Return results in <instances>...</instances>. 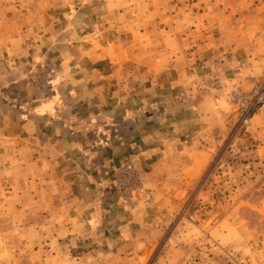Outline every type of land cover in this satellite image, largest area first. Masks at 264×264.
<instances>
[{"label": "crops", "instance_id": "0c3cea01", "mask_svg": "<svg viewBox=\"0 0 264 264\" xmlns=\"http://www.w3.org/2000/svg\"><path fill=\"white\" fill-rule=\"evenodd\" d=\"M8 1L0 0V185L11 182L16 208L33 214L18 226L37 227L35 215L46 201L42 228H52L50 215L60 214L61 221L66 216L55 239L40 241L46 250L74 248L68 258L76 262L135 252L142 263L151 246H160L158 209L130 212L109 188L111 173L129 152H142L161 205L175 215L164 231L177 230L197 198L208 202L210 164L196 160L192 142L196 124L211 129L219 121V96L213 92L216 99L197 108L183 102L185 90L208 84L197 80L191 59L199 54L209 64L230 62L238 78L247 62L264 58V0H208V18L198 19L208 31L191 37V46L183 44L181 32L161 25L155 32L132 28L135 18L130 11L124 16L121 0H92L86 11L83 3L69 11L65 0H24L22 16L23 0H13L18 16L4 9ZM56 9L63 18H54ZM147 40L152 47L144 46ZM58 44L59 61L46 63ZM188 53L193 57L186 60ZM261 111L254 119H264ZM253 132L264 142V128ZM55 199L57 209L51 208ZM177 236L166 246L174 247V239L180 245Z\"/></svg>", "mask_w": 264, "mask_h": 264}, {"label": "rangeland", "instance_id": "374dc122", "mask_svg": "<svg viewBox=\"0 0 264 264\" xmlns=\"http://www.w3.org/2000/svg\"><path fill=\"white\" fill-rule=\"evenodd\" d=\"M17 1L22 2V0ZM45 1L36 0L35 5L40 3L44 5ZM65 2L66 10L69 11L79 3L85 5V11L92 5V0H65ZM120 2L124 16L130 11V18H135L131 24L132 28L138 30L144 28L143 31L155 32L161 25L175 34L181 32L179 35L182 36L183 44L186 46H191L189 39L196 38L197 32L208 31V23L198 21L208 18V0H121ZM27 4L23 0L20 6L21 16L27 11ZM14 6L13 0H9L4 9L18 16L19 10ZM233 6L236 7L235 3ZM53 14L54 18H63L61 10L56 9ZM219 15V11L218 14H214V16ZM146 18L149 21H146ZM152 18L154 20H151ZM206 35L203 38L207 39L208 33ZM144 46L152 47L151 41L147 40ZM191 50L193 51L189 49V52ZM144 51L149 53L147 48ZM190 55L189 53L186 55V60ZM181 56L184 57L182 51ZM202 56L198 54L196 59L190 56L194 61L191 71L197 75V80L200 82L207 81L206 87L211 93L218 94V99L210 94L204 100L216 99L220 111V113L214 111L215 114L210 111L215 117L217 116V119L219 118L216 123H211V129H208V125L196 124L197 138L192 142L194 144L192 150H196V160L210 164L206 184L208 202L205 197L197 198L194 200L192 210L183 217L177 230L171 226L167 228L168 231H164L163 228L166 227L163 225L170 226L175 215H169L168 208L161 205V200L158 199L150 181L149 172L143 164L142 152L132 150L126 160L111 173L109 188L118 195V201L136 215L142 216L150 209L153 211L158 209L157 226L162 232L158 237L160 246L154 251L155 248L151 246L148 250V247L144 248L142 243L139 250L144 249V252L148 250L149 254L147 259H144L145 255L142 257V263H138L139 258L134 260L135 252L125 254L126 257H123V252H119L112 258L107 257L108 260L111 259L109 261L103 256L99 258L98 254L97 258L86 257L82 262H76L68 258V251L73 253L74 248L69 250V247L61 248L63 252L57 253V248L49 246V250H46L44 246L45 242L58 236L57 230L60 223L66 220V216L61 221L58 220L60 214L50 215L52 222L48 224H52V228L45 230L42 225L48 222L43 214L46 201L41 204L39 202L42 209L35 215L37 227L21 229L18 225L30 222L33 214L29 215L27 211L20 212L16 208L17 199L10 194L13 189L12 183L6 182L0 185V264H98L96 259L99 264H264V142L260 143L253 136L255 126L264 128V119H254L261 110L264 113V101L251 109L249 121L245 122L239 103L232 101L230 97L240 87L252 90L264 84V58L256 62L253 60L247 62L244 74L235 78L230 62L225 64V61H222L223 65H221V59L218 58L215 65L209 64L208 58ZM181 60L180 65L183 67L184 58ZM196 86H204V83L202 85L198 83ZM184 95L183 102L188 107L197 108L204 102L203 100L194 105L187 97L184 98ZM225 100L227 103L224 102ZM171 101L173 103V99ZM175 106H177L176 102ZM185 110L183 109L182 113ZM204 132L206 134H203ZM131 157L137 158L135 173L138 176L134 184L124 190H118L115 187L116 172ZM142 182L144 184H141ZM58 203L59 200L55 199L51 203V208L57 209ZM25 208L26 210L31 208L28 202ZM160 216L163 219H160ZM62 234L66 238L69 233L64 229ZM173 234L178 236L180 234L178 239L180 245L176 244L174 239V247L169 248L166 242H171L169 238ZM37 242L38 245L34 247ZM31 245L33 247H30ZM96 253L97 251L94 252L95 256Z\"/></svg>", "mask_w": 264, "mask_h": 264}, {"label": "built area", "instance_id": "2783aa9c", "mask_svg": "<svg viewBox=\"0 0 264 264\" xmlns=\"http://www.w3.org/2000/svg\"><path fill=\"white\" fill-rule=\"evenodd\" d=\"M230 97L232 101L239 103L242 117L245 122H248L251 109L264 101V84H260L252 90H245L240 87L236 92H233ZM137 163V158L131 157L121 166L119 171L116 172L115 187L118 190H124V188H128L135 183V179L138 176V174L135 173L137 171ZM141 184L144 183L142 182ZM124 196L126 197V195Z\"/></svg>", "mask_w": 264, "mask_h": 264}, {"label": "trees", "instance_id": "16d2710c", "mask_svg": "<svg viewBox=\"0 0 264 264\" xmlns=\"http://www.w3.org/2000/svg\"><path fill=\"white\" fill-rule=\"evenodd\" d=\"M57 48H59V49H57ZM60 48H61L60 44H58L56 47H54V51H53L52 55L46 59V63H50V62L55 63V62L59 61L58 52H59ZM210 94H212V93L206 87V85L196 86L192 89H188L187 91H185L184 98L187 97L189 102L192 101V104L197 105V103L202 102L206 97L210 96ZM76 132L79 133L80 130L76 128ZM87 134H88V137L90 138L92 136V131L89 130V133H87Z\"/></svg>", "mask_w": 264, "mask_h": 264}]
</instances>
